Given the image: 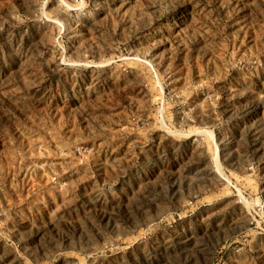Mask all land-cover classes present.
<instances>
[{
  "label": "rangeland",
  "instance_id": "rangeland-1",
  "mask_svg": "<svg viewBox=\"0 0 264 264\" xmlns=\"http://www.w3.org/2000/svg\"><path fill=\"white\" fill-rule=\"evenodd\" d=\"M0 264H264V0H0Z\"/></svg>",
  "mask_w": 264,
  "mask_h": 264
}]
</instances>
